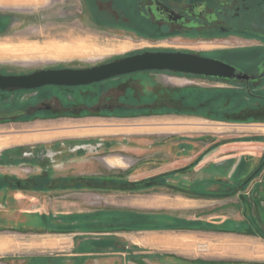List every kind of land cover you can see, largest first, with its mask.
I'll use <instances>...</instances> for the list:
<instances>
[{"label": "rangeland", "instance_id": "374dc122", "mask_svg": "<svg viewBox=\"0 0 264 264\" xmlns=\"http://www.w3.org/2000/svg\"><path fill=\"white\" fill-rule=\"evenodd\" d=\"M32 4V10L28 12L22 13L17 10V15L16 11H8L7 16L0 19L1 71L28 73L41 68L60 66L83 68L149 49L154 51L185 49L189 50L187 52H192L190 50L193 49L190 42H184L177 37L163 38V36L153 35L156 38L152 39L147 34L107 33L99 28L103 26L96 25L90 20L91 18H88V13L87 16H80L78 12L80 3L77 2V5H74L73 0H41L39 3L33 2ZM67 10L74 11V13ZM124 81L129 88V94H132V89H134L137 94H143V100L147 98L151 101L166 99L173 104L172 107L180 108V105L184 107L181 112L166 109L165 112L159 113L156 110H150L146 115L128 117L132 119L130 122L182 121L184 124L192 123L188 124L189 127L184 126L186 128L183 130L188 129L193 132L166 133L160 132L161 130L157 128H151V133H145L142 130L149 126L143 129L136 126L135 128H139L136 129L138 135H118L112 133L115 129L111 126L106 127L108 131L100 128L102 126H95L114 122L112 118L92 116L84 118L65 116L46 122H32L29 126H23L20 122L14 121L0 124V132H8L7 136L0 138L9 139L8 141L12 143H23L12 146L17 150L13 149V152L8 153L34 154V156L52 155V160L55 162V175L59 176L56 177V182L67 188L70 186V189L64 192H68V197L65 196V198H69L71 209L83 211L81 215L88 214V216L95 212L86 220L85 229L88 232H94L93 227L96 220V229L100 224L105 226L106 223L101 213L103 210L113 211L116 208H122L123 212H127L125 209L128 207L125 206L132 204V199L136 200L139 196L152 194L151 197H156L157 192H169L174 197L177 194L188 192L184 186H175L176 174L180 170L177 166L187 164L191 166V162L197 155L185 159L182 157L184 154L192 155L194 149L198 150L204 144H208V149L213 150L215 154H220V156L227 154L226 157L229 159L234 158L233 155L237 158L244 156L246 159L242 169L247 170L244 181L249 178L248 181L251 183L254 178L264 172V111L255 113L249 109L255 106L264 108V102L258 103L237 92L235 96L229 95V92L219 95L216 90H226L227 83L175 71H143ZM51 88L57 89L56 87ZM47 89L50 87H46ZM116 94L115 91L114 96ZM9 106L3 99L0 100V108ZM123 118L114 119L119 121ZM127 137L134 138L135 153L129 154L125 148L123 151L120 145L115 143L112 145L110 141L103 142L104 139ZM144 140H148L145 145ZM149 140L153 141L151 146L148 143ZM206 152H200V155L203 153V156ZM114 153L129 155L126 156L129 161L128 170H121L110 165V161L123 164L120 159L109 157ZM149 158L151 160H148ZM257 169L261 170L260 173L252 177ZM153 175L162 176L156 180L151 178ZM60 176H68V180L71 181L61 180ZM113 179L121 182L116 183ZM150 179L155 181L150 182L153 187L145 186L149 184ZM133 181L136 183L134 187ZM57 192H55L56 195H58ZM135 207L141 208L142 206L136 204ZM94 209L96 210L91 211ZM135 213L134 217L131 214L126 215L129 219L138 220L139 225H143L140 229L150 226V220L147 221L146 217L144 219L137 216V214L140 215L137 211ZM71 215L78 214L72 213ZM90 224L94 226L91 227ZM105 229L104 227L101 230ZM104 239L112 238L104 237ZM89 240L91 238L86 239L87 248L91 243ZM114 240L117 246L115 243L103 245L101 252L104 254L89 255L81 259L76 256L65 258L64 261L60 258V261L55 264H124V260L114 251L127 247L123 241L120 243V239ZM83 251L88 254V251ZM55 259L57 260V257ZM132 259L136 264L177 263L174 258H154L153 256L148 260L144 259L141 254ZM36 260H41V258L35 259L37 264ZM191 261L193 260L190 257L182 259L183 264H190ZM6 262L8 264H30L20 259L14 261L15 263L11 259H6ZM40 262L39 264H44Z\"/></svg>", "mask_w": 264, "mask_h": 264}, {"label": "crops", "instance_id": "0c3cea01", "mask_svg": "<svg viewBox=\"0 0 264 264\" xmlns=\"http://www.w3.org/2000/svg\"><path fill=\"white\" fill-rule=\"evenodd\" d=\"M36 1L41 0H0V9L32 8L31 3ZM113 120L95 126H102L100 128L104 131L111 126L115 129L112 133L127 136L138 135L136 129L145 126H149L142 130L145 133H151V128L166 133L193 132L183 130L192 123L184 124L182 121L132 123L131 118ZM7 133L0 132V137L7 136ZM8 140L0 138V264H8L6 259L36 264L35 259L39 257L46 261L56 257L68 259L79 256L81 259L97 256L104 254L101 252L103 245L115 243L117 246L114 239H120V243L123 241L127 247L114 251L124 264H136L131 258L139 254L148 260L153 256L174 258L176 264L180 261L183 264L182 259L188 257L193 260L190 264H264V172L247 184V179L244 181L247 170L242 169L244 156L237 158L233 155L234 158L229 159L227 154H215L208 149V144H204L198 150L194 149L193 156L184 154L182 157H198L200 152L207 151L200 158H195V164L177 166L180 170L176 174L175 186H184L188 192L172 197L169 192L156 191V197H151L152 194L139 196L132 199L131 206H125L128 214L135 216L137 211L147 221L152 215L160 216L161 226L102 231L106 226L100 224L96 229V220L95 226L90 224L94 226V232H88L85 229L88 214L81 215L83 211L71 209L69 198H65L68 192H64L70 186H61L55 180L59 176L55 175L52 155L4 154L6 150H17L12 146L23 144ZM109 141L112 145H120L123 151L125 148L129 154L135 153L133 137L103 140L104 143ZM152 142L149 140L150 146ZM126 156L129 155H109L123 162L115 161L116 164L110 161V165L128 170ZM68 178L60 176L61 180L71 181ZM136 204L142 207L136 208ZM72 213L78 215L72 216ZM87 238H91L88 248Z\"/></svg>", "mask_w": 264, "mask_h": 264}, {"label": "flooded vegetation", "instance_id": "af4514ba", "mask_svg": "<svg viewBox=\"0 0 264 264\" xmlns=\"http://www.w3.org/2000/svg\"><path fill=\"white\" fill-rule=\"evenodd\" d=\"M73 2L74 5H77V2L80 3L78 9L80 16L89 14L88 18H91L90 20L96 25L103 26L99 28L107 33L147 34L152 39L157 36L177 37L184 42H190L193 46L190 51L223 61L245 74L246 77L243 79L200 75L205 79L228 84V88L224 91L217 89V94L229 92V95H234L237 92L258 103L264 102V0H73ZM17 10L23 13L32 8L24 7ZM17 10L0 9V19L7 16L8 11H16L18 15ZM67 11L74 13V11ZM63 67L65 66L55 68ZM141 72L143 71L86 85H45L33 89H0V100L3 99L5 104L10 105L7 108H0V112L24 111L18 116L0 119V124L14 121L20 122V125L29 126L32 122H46L65 116L128 118L146 115L150 110H156L159 113L165 112L166 109L181 112L184 108L182 105L180 108L172 107L173 104L166 99L143 100V94H137L134 89L132 94H129V88L124 80ZM10 73L0 70V74ZM46 87L50 89L46 90ZM51 87H56L58 90ZM115 91L117 94L114 96ZM25 94L28 95L25 96ZM16 95L17 97H14ZM249 109L255 113L264 111L263 106L249 107ZM197 159L191 164H195ZM258 169L254 171L252 177L260 173L261 170ZM161 176L153 175L151 178L157 180ZM150 180L148 182H155L153 179ZM152 183L145 186L152 187ZM134 186L136 183L133 181ZM51 260L52 258L46 261L36 260V262L37 264L41 263L40 261L44 264H55L60 261V258Z\"/></svg>", "mask_w": 264, "mask_h": 264}, {"label": "water", "instance_id": "95a60500", "mask_svg": "<svg viewBox=\"0 0 264 264\" xmlns=\"http://www.w3.org/2000/svg\"><path fill=\"white\" fill-rule=\"evenodd\" d=\"M175 71L207 77L245 78L237 68L218 59L182 50H145L89 67L41 68L29 73L0 74V89H33L45 85H86L138 71ZM23 110L0 112L8 119Z\"/></svg>", "mask_w": 264, "mask_h": 264}, {"label": "trees", "instance_id": "16d2710c", "mask_svg": "<svg viewBox=\"0 0 264 264\" xmlns=\"http://www.w3.org/2000/svg\"><path fill=\"white\" fill-rule=\"evenodd\" d=\"M8 152L9 151L6 150L4 152V154H7ZM94 213L90 214L89 216H92ZM101 213H102L103 221L106 223L105 224L106 229H111V230L123 229V228L140 229L143 226V225L142 226L139 225L140 223L138 220L129 219L128 215H126V214H128L127 212H123L120 210H113V211L103 210V212H101ZM89 216H87V218H89ZM140 217H143V216L140 215ZM149 219H150V226H147V227H156V226L162 225L161 217L158 215H152L151 218H149Z\"/></svg>", "mask_w": 264, "mask_h": 264}]
</instances>
